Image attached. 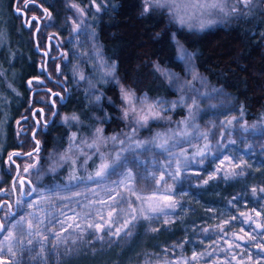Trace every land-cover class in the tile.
I'll use <instances>...</instances> for the list:
<instances>
[{"label":"rangeland","instance_id":"374dc122","mask_svg":"<svg viewBox=\"0 0 264 264\" xmlns=\"http://www.w3.org/2000/svg\"><path fill=\"white\" fill-rule=\"evenodd\" d=\"M200 2L218 7L177 0L183 25L168 8L145 13L144 0L139 6L142 15L160 12L176 29L202 32L228 24L250 0ZM65 8L59 17L69 36L60 46L65 44L69 53L67 71L75 89L91 101L98 83H113L119 90L123 130L105 135L97 128L93 137L106 154L113 149L120 162L91 183L34 190L30 199L18 195L16 214L0 217V263L264 264V119H241L232 97L207 84L194 68L193 54L175 38L179 69L155 67L176 96L136 95L117 80L113 62L97 47L84 9L71 1ZM29 27L33 32L35 24ZM2 38L0 49L5 46ZM121 89L133 93L136 101L146 100L143 106L136 104L139 115L148 116L146 125L135 114L124 117L128 106ZM147 104L154 105L158 118L149 116ZM176 109L182 114L172 121ZM152 121L188 125L194 129L192 138L180 139L175 154L164 152L148 160L135 137ZM77 141L71 134L69 148ZM18 176L30 180L26 168L20 167Z\"/></svg>","mask_w":264,"mask_h":264},{"label":"trees","instance_id":"16d2710c","mask_svg":"<svg viewBox=\"0 0 264 264\" xmlns=\"http://www.w3.org/2000/svg\"><path fill=\"white\" fill-rule=\"evenodd\" d=\"M14 1L0 0V37L5 45L0 49V201L12 197L10 181L15 167L10 154L31 151L37 140L40 146L34 155L14 160L26 168L35 190L70 188L98 178L101 165H108L104 174L119 165L113 149L106 154L93 136L97 128L105 135L118 134L124 128L117 86L98 83L96 97L89 100L87 94L75 89L67 71L70 56L66 47L61 58L47 62L48 74L66 86L68 97L64 100L62 88L39 69L44 57L35 51L31 27L26 29L21 16L14 13ZM69 1L84 9L97 47L113 62L117 80L136 95L154 99L176 96L155 67L179 69L175 38L193 54L194 68L207 84L232 97L241 119H264V0H250L228 24L202 32L176 29L160 12L142 15L140 0H18L16 8L23 9L27 17H41L43 10L46 12L37 32L39 49H45L47 35L59 45L68 38L59 12L66 11ZM49 18L51 23H47ZM49 46L54 53V47ZM53 92L61 96L53 97L57 114L49 124H40L32 138V110L38 108L37 117L41 111L49 117ZM181 114L182 109H176L172 121ZM73 115L78 120L65 122V117ZM172 124L152 121L138 130L135 138L140 140L145 158L154 160L164 152L175 154L180 139L192 138L194 129L190 126ZM71 134L78 137L74 148L68 145Z\"/></svg>","mask_w":264,"mask_h":264},{"label":"water","instance_id":"95a60500","mask_svg":"<svg viewBox=\"0 0 264 264\" xmlns=\"http://www.w3.org/2000/svg\"><path fill=\"white\" fill-rule=\"evenodd\" d=\"M17 2H18V0H15L14 3H13V11H14L15 14H18V15L21 16L22 25L26 29H28L32 22H36V27L33 29V32H32L34 48H35V51H37V53L42 54L44 56L43 64L39 65V69L40 70L42 69L44 71L45 76H46L47 79H49L51 81H54L57 85H59L63 89V91H64V100H65L68 97V91L66 89V86L61 81H58V80L52 78L48 74V71H47V58H48L47 52L49 51L48 43H47V46H46L45 49H39L38 48L37 32H38V30L41 27L42 20L46 17V12L43 10V15L41 17H37V16L27 17V15H26V13H25V11L23 9L16 8ZM33 18H35V19H33ZM47 40L48 41H52V43L58 48L59 53H58L57 56H55L53 58H58V57L62 56V50L58 47L56 40L54 38H52V37H48ZM54 96L61 97L59 92H53V93L50 94L49 100H50V103L53 106V112L50 115L48 121H45L43 119V113L41 111V123L44 124V125L49 124L53 120L55 115L57 114V107H56L55 102L53 101V97ZM37 109L38 108H35V109L32 110V115H34V113L36 112ZM39 125H40V121L35 118V128L33 129L32 133H31V137L32 138L34 137V133L39 128ZM34 143H35V147L30 152H27V153L14 152V153L10 154L9 157H8L9 160L15 166V171H14V174H13V177H12V181H11V186H12V191H13V201H12V203L10 201H8V200L1 201L0 202V211H1L2 207H3V204H6L10 216H14L16 214V211H17V195H16V190L14 188V181L18 177L19 171H20L19 165L15 161H13V158L14 157L25 158V157H28V156L34 154L39 149L38 141L34 140ZM24 182L27 184V186L29 188V192H28L27 195H25V193H24V187H23V183ZM20 185H22L21 198L30 199L32 194H33V192H34V187H33L32 183H31V181L28 178H26V177H22L20 179ZM0 228L3 229L1 222H0ZM1 233H2V230H0V234Z\"/></svg>","mask_w":264,"mask_h":264},{"label":"snow or ice","instance_id":"6c2138e0","mask_svg":"<svg viewBox=\"0 0 264 264\" xmlns=\"http://www.w3.org/2000/svg\"><path fill=\"white\" fill-rule=\"evenodd\" d=\"M144 9L143 11L145 13L149 12L150 8H160V9H164V8H168L171 13H176L177 14V22L180 24H184V18L182 16H179V9L181 7V5L179 3H177V0H144ZM199 6L201 8L204 7H209V8H217L218 5L217 3H209L207 5H205L204 3H201L200 0H193V7ZM220 11H223V8H220ZM35 19V18H33ZM201 27H204L203 24H201ZM84 77L81 76V79H83ZM122 93H123V99L125 104L128 106L125 110H124V117L128 118L130 114H135L137 115V117L139 118L140 122L143 124H147V119L148 116H140L139 112L137 111V107L136 104L139 103L140 105H144L146 104V100L143 101H136L135 96L133 93L127 92L124 89H121ZM147 108L149 110V116H151V118L155 119L158 118L159 113L158 112H153L154 109V105L151 104H147ZM141 111H143V107H141L140 109ZM65 122H67L68 120H78V117H76L75 115L71 116V117H65ZM98 132L101 131L100 129L97 130ZM113 140L116 139V137H112ZM91 146V145H90ZM236 167H239V165H236ZM108 168V165H101V169L99 171L96 172V175L98 177H102L105 170ZM220 169L218 168L217 171H219ZM242 174V173H241ZM227 178V177H226ZM91 179V177H90ZM255 191V190H254ZM264 191V190H262ZM173 206L174 205H170ZM257 215H259V213H257ZM145 219H148V217H145ZM235 219V217H234ZM127 226V225H126ZM0 230H3L2 228H0ZM119 234V232H117V235ZM264 250V249H262ZM196 257L193 256V259H195Z\"/></svg>","mask_w":264,"mask_h":264},{"label":"flooded vegetation","instance_id":"af4514ba","mask_svg":"<svg viewBox=\"0 0 264 264\" xmlns=\"http://www.w3.org/2000/svg\"><path fill=\"white\" fill-rule=\"evenodd\" d=\"M41 26H42V23H41ZM35 27H36V25H35ZM34 27V28H35ZM41 28V27H40ZM47 38H48V35L46 36V41H45V43H46V45L45 46H47V43H48V47L50 48V46L49 45H52L53 47H54V49H55V51H54V53H50V49H49V51L47 52V55H48V58H47V62H48V60L49 59H52L53 57H55V56H57L58 55V53H59V51H58V48L52 43V41H48L47 40ZM57 45H58V47L62 50V55H63V49H64V47H65V45H63L62 47L58 44V42H57ZM46 48V47H45ZM42 55V54H41ZM44 57V56H43ZM62 56H60V57H58V58H53L54 59V61H57V59H59V58H61ZM44 60V59H43ZM59 86V85H58ZM60 87V86H59ZM61 88V87H60ZM63 90V89H62ZM58 97V96H57ZM34 122H35V118H38V120L40 121V124H42L41 123V115L40 116H35V113H34ZM50 117V116H49ZM49 117H45L44 115H43V119L45 120V119H49ZM48 121V120H47ZM40 126V125H39ZM39 143V142H38ZM39 146H40V144H39ZM34 149V148H33ZM30 152V151H29ZM32 155H34V154H32ZM18 158V157H17ZM26 158V157H25ZM16 163H17V161H15ZM12 163V162H11ZM13 164V163H12ZM18 164V163H17ZM14 165V164H13ZM19 165V164H18ZM15 167V166H14ZM19 167H20V165H19ZM19 173H20V171H19ZM13 177V176H12ZM22 177L21 176H18L17 178H16V180L14 181V188L16 187V185H15V182H18V186H19V191H18V193H17V191H16V195L18 196L19 195V197H21V189H22V185H20V179H21ZM11 181H12V178H11ZM11 181H10V186H11ZM31 181V180H30ZM32 183V182H31ZM33 185V184H32ZM23 187H24V193H26V189H28V186H27V184L24 182L23 183ZM34 187V186H33ZM34 190H35V188H34ZM11 195H12V201H13V191H12V186H11ZM5 200H8V201H10L8 198H5V199H2L1 201H5ZM0 201V202H1ZM11 202V201H10ZM12 203V202H11ZM13 208V207H12ZM18 208H19V206H18V201H17V210H18ZM17 212V211H16ZM7 214H9V212H8V208H7V205L6 204H3V207H2V209H1V211H0V217H3L4 215H7ZM1 221V220H0ZM2 224V223H1ZM1 264V263H0Z\"/></svg>","mask_w":264,"mask_h":264}]
</instances>
